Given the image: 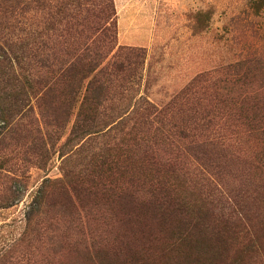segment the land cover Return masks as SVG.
<instances>
[{
  "label": "trees",
  "instance_id": "obj_1",
  "mask_svg": "<svg viewBox=\"0 0 264 264\" xmlns=\"http://www.w3.org/2000/svg\"><path fill=\"white\" fill-rule=\"evenodd\" d=\"M95 2L0 0L2 134L27 141L23 155L38 168L59 152L58 191L71 211L92 202L122 214L114 230L100 220L95 237H81L84 264H218L196 257L193 245L230 236L251 249L247 205L264 202L248 178L251 169L264 182V57L200 74L159 108L140 97V79L129 85L130 50L99 38L111 17ZM28 89L38 116L22 132L13 123L34 111ZM244 158L247 176L230 185Z\"/></svg>",
  "mask_w": 264,
  "mask_h": 264
},
{
  "label": "rangeland",
  "instance_id": "obj_2",
  "mask_svg": "<svg viewBox=\"0 0 264 264\" xmlns=\"http://www.w3.org/2000/svg\"><path fill=\"white\" fill-rule=\"evenodd\" d=\"M95 1V5L109 6L111 17L106 35L99 38L105 45L114 43L117 48L130 50L126 54L135 65L127 76L129 85L139 84L140 79V97L159 108L169 104L200 74L264 57V0ZM126 9H134L130 17ZM122 16L125 22L120 30ZM129 36L131 45L126 44ZM43 62L46 64V60ZM31 66L34 72L39 71V64L33 61ZM28 96L34 111H21L13 123L22 132L35 126L38 116V101L31 98L29 89ZM73 122L56 143L57 148L66 140ZM3 127L0 121V264H84L81 237H95L101 230L100 220L106 224L104 230H114L112 218L122 214L113 213L110 207L99 210L92 202L84 210L71 211L58 191L59 182L65 178L59 152L51 156L46 167L38 168V158L23 155L27 141L16 144L18 140L2 134ZM246 160H238L234 176H227L230 185L233 181L239 185V179L247 176ZM39 161L37 165H41ZM230 162L234 164L233 159ZM248 178L251 189L263 196L264 182L251 169ZM247 208L253 221L251 249L240 250L237 237L230 236L220 246L209 239L200 240L193 245L194 255L201 260L217 259L218 264H264V227L260 224H264V202H249ZM177 257L179 254L174 255Z\"/></svg>",
  "mask_w": 264,
  "mask_h": 264
},
{
  "label": "crops",
  "instance_id": "obj_3",
  "mask_svg": "<svg viewBox=\"0 0 264 264\" xmlns=\"http://www.w3.org/2000/svg\"><path fill=\"white\" fill-rule=\"evenodd\" d=\"M133 11H134V9H126L125 14H127V17H130L133 14ZM122 21H124L123 16L119 18V29L120 30H121ZM129 39H131V36L128 37V40H127L128 42L126 41L127 42L126 44L131 45V41H129Z\"/></svg>",
  "mask_w": 264,
  "mask_h": 264
}]
</instances>
